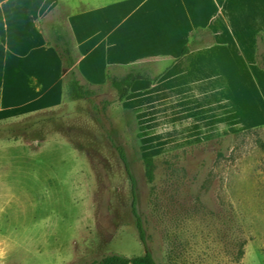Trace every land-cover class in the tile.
Returning <instances> with one entry per match:
<instances>
[{
  "label": "rangeland",
  "instance_id": "1",
  "mask_svg": "<svg viewBox=\"0 0 264 264\" xmlns=\"http://www.w3.org/2000/svg\"><path fill=\"white\" fill-rule=\"evenodd\" d=\"M25 1L47 9L57 0ZM172 5L180 33L170 45L194 44L188 61L173 66L167 49L109 70L146 68L156 84L137 83L118 104L106 70L93 85L96 104L114 103L105 112L71 101L62 82L52 111L0 124V264H94L146 252L158 264H264V0ZM61 17L57 8L42 25L51 42ZM108 137L134 177L145 246Z\"/></svg>",
  "mask_w": 264,
  "mask_h": 264
},
{
  "label": "crops",
  "instance_id": "2",
  "mask_svg": "<svg viewBox=\"0 0 264 264\" xmlns=\"http://www.w3.org/2000/svg\"><path fill=\"white\" fill-rule=\"evenodd\" d=\"M98 1L81 0L82 10L69 0L47 9L42 2L0 1V124L52 111L60 103L63 66L42 26L57 8L63 9L65 17L58 21L72 36L84 84L95 85L121 62L164 58L167 49L176 59L173 66H179L196 50L194 44L170 45L180 33L172 0ZM129 51L140 55L132 58Z\"/></svg>",
  "mask_w": 264,
  "mask_h": 264
},
{
  "label": "trees",
  "instance_id": "3",
  "mask_svg": "<svg viewBox=\"0 0 264 264\" xmlns=\"http://www.w3.org/2000/svg\"><path fill=\"white\" fill-rule=\"evenodd\" d=\"M53 35V42L48 40V46H51L58 57L60 58L63 66L64 83L67 88V94L71 101H87L92 106L93 110L98 112H105L107 108L111 107L114 103L104 101L100 105L95 103L94 98L97 96V91L93 88V85L83 84L80 80L77 62L78 58L75 53L73 39L71 34L67 31L63 25H51L49 34ZM264 43V36H259L258 42ZM259 57V56H258ZM260 62L264 66V58L261 57ZM160 79V76H153L151 72L146 68H132L126 70L122 76H116L108 71L107 80L110 83L112 89L116 93L115 103H124L131 95L132 89L139 82H148L156 84ZM113 149L118 154L120 161L122 162L127 177L131 185V214L133 222L138 234L140 242L145 246V229L141 216L137 207V195L136 185L134 177L131 173L130 166L127 162L123 149L115 144L110 137H108ZM145 177L149 184H153L155 181V163L153 159L144 160ZM94 264H158L152 254L146 252L142 256L126 257L123 255H111L104 258L102 261Z\"/></svg>",
  "mask_w": 264,
  "mask_h": 264
}]
</instances>
